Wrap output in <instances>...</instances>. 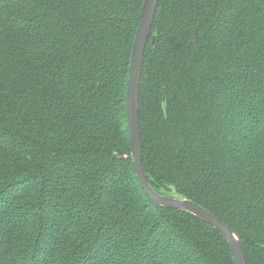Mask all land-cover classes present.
Instances as JSON below:
<instances>
[{"label": "trees", "instance_id": "obj_1", "mask_svg": "<svg viewBox=\"0 0 264 264\" xmlns=\"http://www.w3.org/2000/svg\"><path fill=\"white\" fill-rule=\"evenodd\" d=\"M142 4L0 0V264H234L218 230L136 178ZM138 103L153 190L202 205L264 264V0H159Z\"/></svg>", "mask_w": 264, "mask_h": 264}, {"label": "water", "instance_id": "obj_2", "mask_svg": "<svg viewBox=\"0 0 264 264\" xmlns=\"http://www.w3.org/2000/svg\"><path fill=\"white\" fill-rule=\"evenodd\" d=\"M159 0H143L139 23L135 32L126 87V121L131 149L132 165L136 178L149 200L156 205L193 214L218 230L228 241L234 264H247L245 252L237 233L197 202L175 195H163L153 190L142 166L141 136L139 123L138 92L145 48ZM155 37L152 36V43Z\"/></svg>", "mask_w": 264, "mask_h": 264}, {"label": "rangeland", "instance_id": "obj_3", "mask_svg": "<svg viewBox=\"0 0 264 264\" xmlns=\"http://www.w3.org/2000/svg\"><path fill=\"white\" fill-rule=\"evenodd\" d=\"M173 195H176V194H173ZM177 196V195H176Z\"/></svg>", "mask_w": 264, "mask_h": 264}]
</instances>
